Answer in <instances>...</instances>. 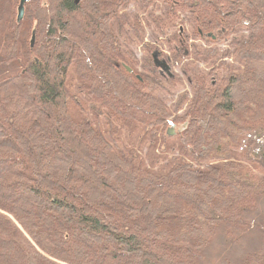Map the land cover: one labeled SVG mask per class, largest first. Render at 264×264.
<instances>
[{
	"label": "trees",
	"instance_id": "1",
	"mask_svg": "<svg viewBox=\"0 0 264 264\" xmlns=\"http://www.w3.org/2000/svg\"><path fill=\"white\" fill-rule=\"evenodd\" d=\"M19 4L0 0V264H264V0ZM140 15L227 41L181 116L136 74Z\"/></svg>",
	"mask_w": 264,
	"mask_h": 264
},
{
	"label": "rangeland",
	"instance_id": "2",
	"mask_svg": "<svg viewBox=\"0 0 264 264\" xmlns=\"http://www.w3.org/2000/svg\"><path fill=\"white\" fill-rule=\"evenodd\" d=\"M141 18L143 30L141 36L134 40L131 48L134 52V63H137L136 74L155 77L156 83L153 85L155 91L162 99L172 105L176 114L181 116L185 111H188V103L192 97L191 85L187 77L192 76L196 70L201 72L209 70L207 68L208 62H205L201 55H197L198 52L218 48L226 49L228 48L227 41L219 40L220 35L218 38L215 36L209 40H201L188 33V28L185 31L184 29L179 31V23L172 28L164 27L150 30L146 25L147 18L145 16H141ZM171 34L179 35V37L176 40L170 39ZM157 35L159 36L154 39L153 36ZM155 49L160 50V55L156 53L158 60L162 61L161 59L164 58L169 62V71L164 70L162 72L161 68L154 64L152 52H156ZM181 50L186 53H182ZM176 51L179 56H175ZM225 59L232 62L230 57ZM209 81L214 82L216 78L212 76ZM181 125L183 126L184 123L174 127L178 130Z\"/></svg>",
	"mask_w": 264,
	"mask_h": 264
},
{
	"label": "water",
	"instance_id": "3",
	"mask_svg": "<svg viewBox=\"0 0 264 264\" xmlns=\"http://www.w3.org/2000/svg\"><path fill=\"white\" fill-rule=\"evenodd\" d=\"M25 2L26 0H20V4H19V7H18V21H21L23 16H24V5H25ZM35 40V32H33V36H32V44ZM154 56H155V60L157 62V64H160L164 69L168 70L169 69V66L166 65L165 61H160L157 59L156 57V53H154Z\"/></svg>",
	"mask_w": 264,
	"mask_h": 264
},
{
	"label": "bare ground",
	"instance_id": "4",
	"mask_svg": "<svg viewBox=\"0 0 264 264\" xmlns=\"http://www.w3.org/2000/svg\"><path fill=\"white\" fill-rule=\"evenodd\" d=\"M210 35V34H209ZM215 37V36H214ZM213 37V38H214ZM165 61V60H164ZM165 63H166V65H168V63L165 61ZM158 66H160L163 70H166V69H164L160 64H157ZM169 66V65H168ZM166 71H169V69L168 70H166ZM175 130V129H174Z\"/></svg>",
	"mask_w": 264,
	"mask_h": 264
},
{
	"label": "flooded vegetation",
	"instance_id": "5",
	"mask_svg": "<svg viewBox=\"0 0 264 264\" xmlns=\"http://www.w3.org/2000/svg\"><path fill=\"white\" fill-rule=\"evenodd\" d=\"M156 53H157V52H156ZM154 60H155V57H154ZM161 60L164 61L165 59H161ZM165 61H166V60H165ZM155 62H156V60H155ZM166 62H167V61H166ZM168 65H169V69H170V64H168ZM159 67H160V66H159ZM160 68H161V67H160ZM161 71L164 72V70H163L162 68H161Z\"/></svg>",
	"mask_w": 264,
	"mask_h": 264
}]
</instances>
